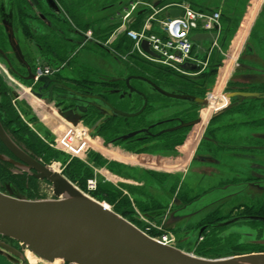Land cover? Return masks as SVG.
I'll list each match as a JSON object with an SVG mask.
<instances>
[{"label":"flooded vegetation","instance_id":"1","mask_svg":"<svg viewBox=\"0 0 264 264\" xmlns=\"http://www.w3.org/2000/svg\"><path fill=\"white\" fill-rule=\"evenodd\" d=\"M53 1L57 9L53 5L48 6L45 0H0V68L7 72L5 78L0 74V127L26 158L50 168H53L52 165L57 162L59 167L64 168V172L73 160L80 161L92 171L91 178L97 180V186L99 182L112 183L105 175H114L117 183L112 184L113 193L118 194L120 202L127 201L128 210L131 208L134 211H143V215L149 219L177 211L216 189L245 184L246 187L239 194L215 203L220 205L210 212V222L195 229L196 246L201 245L207 232L216 234L214 238L221 240L227 236L220 237L219 234L236 224L243 223L250 228L264 227V159L262 158L264 134L256 135L254 145H248L252 141H246L248 140L246 138L235 139L237 129L264 127V59H259L262 57L264 47V0H210L214 6L222 8L221 18L226 24L220 30L219 46L223 52L235 56L233 62L229 61V58L227 60L221 52L214 50L208 67L194 77H149L136 73L134 69L124 68L119 71L120 73L111 74L103 79L100 73L97 75L98 68L95 71L94 67H88L86 71L88 82H85L80 68L73 67L67 60L61 61L57 57L59 50L51 51L45 48L44 42H48L49 45L52 42H61L72 54L86 46L84 35L88 31L91 32L89 40L95 42L90 43L95 45L102 33L92 37L93 31L82 28L81 30L72 22L61 1ZM120 1L122 6L119 7ZM133 1L135 0H110L107 6L100 7L93 13V15L100 14L101 18L103 8L110 10L119 7L118 11H110L112 14L110 13L108 20H111V23L104 28L110 34L107 39H101L106 45L111 46L120 36H125L124 28H130L129 26L132 25V20L127 21L126 24L118 18ZM157 1H160V4L165 3V0H152L150 4ZM79 17L87 19L84 14ZM9 19L12 22L13 40L19 45L22 53L21 61L12 50L8 38L11 32L7 30L6 23H3H8ZM254 23L257 27L254 32L255 43L250 44L248 36H251V27ZM243 24L245 31L249 28L245 37L242 36L240 29ZM50 35L52 37H49ZM247 46L251 50L247 49ZM253 58H257L258 62L247 61ZM39 59L45 61V64H40ZM42 66L52 69V73L45 76L50 80L45 88L43 83L35 81L34 78L28 79L30 75L34 77L37 67ZM226 69L227 76L222 79L221 75ZM9 77L19 85L32 86L34 92L46 103L45 107L52 113V126L76 117L75 126L83 130L82 143H75V148H67L63 145L72 152L61 151L55 146L59 142V134L55 131L38 132L36 129H40V124L36 120L27 119L26 109H20L17 107L19 104H15L17 97L15 98V93L7 85ZM154 86L168 94L186 96V98L167 96ZM210 93L216 94L212 97V101L216 103L214 107L210 105ZM7 101L12 109L9 108ZM8 110H12L18 120L8 121L6 118ZM107 111H110V114ZM203 125H208L207 129L202 130L198 135L196 129ZM24 129L33 132L49 148L61 152V159L47 160L44 154H39L31 148L26 143L29 136L24 133L27 132ZM94 140L99 145L92 146ZM194 143L199 144L202 153L190 155V147ZM109 148L121 155H138L156 161L162 158L165 162H168L167 160L178 162L179 165L187 166L186 168L194 165V173L199 176L210 175V178L221 165L217 154L224 150L250 153L244 156L238 153L235 154V158L252 163L249 164V169L246 165L232 168L234 172L231 178L220 179V177L211 184L212 186L210 185L209 190L197 197H191L186 185L182 183L174 182V188L167 187L162 172L154 168H148L143 172L141 176L143 183H136L135 178L124 175L125 172L116 161L122 162L123 159L116 158L111 161L105 156ZM0 155L23 167L21 169L0 159V167L8 173V177L0 178V192L7 193V186L11 185L23 196L31 194L39 197L43 194L38 188L33 192L31 184H36L35 181L48 182L37 178L33 169L26 171L25 168L29 167L26 161L11 152L1 140ZM62 175L66 177L65 174ZM127 180L133 182H126ZM149 181L154 183L157 192L170 203L159 201L150 195L147 188L142 189L148 187ZM249 192L257 193L258 196L249 201L236 199L227 209L228 211L223 210L224 204L221 202ZM175 204L177 206H174ZM231 212L238 213L231 214ZM201 228L204 229L198 235ZM205 237L202 244L206 240ZM0 242L21 253L23 259L8 256L3 251L0 256L10 264L30 263L18 242L2 236ZM233 251L231 249V255ZM224 255L225 253H221L218 258Z\"/></svg>","mask_w":264,"mask_h":264},{"label":"water","instance_id":"2","mask_svg":"<svg viewBox=\"0 0 264 264\" xmlns=\"http://www.w3.org/2000/svg\"><path fill=\"white\" fill-rule=\"evenodd\" d=\"M45 2L48 6L56 5L53 0ZM159 4L160 1H157L151 7ZM149 10L150 7L139 10L136 17ZM163 15L177 17L180 10L171 9L165 11ZM3 23H6L7 30L11 32V19L8 23ZM8 38L12 50L21 61L22 53L19 45L13 40L12 32L8 34ZM215 38L214 32L192 36V40L199 45L196 56L198 60L205 59V53ZM140 46L144 52L157 57L149 50L146 41H142ZM247 49L250 47L247 46ZM181 69L197 71L199 66L184 63ZM33 78V75H30L28 79ZM37 81L43 83L44 88L50 82L45 76L38 78ZM154 87L167 96L186 98L168 94ZM107 112L110 114V111ZM0 140L11 152L26 161L29 165L25 168L26 171L33 169L37 178L46 180L51 185L54 195V198L28 199L11 185L7 186V193L0 192V236L18 242L24 253L30 251L42 261L51 263L60 260L62 264H264V252L210 259L187 253L175 246L163 245L110 207L82 192L58 171L27 159L1 127ZM0 159L23 168L2 155ZM245 187V184H241L211 191L181 209L169 213L165 220L166 224L195 216L218 201L239 194ZM203 229L199 230L198 235ZM0 248L2 250L0 254L6 252L8 256L23 259L20 252L5 243L0 242Z\"/></svg>","mask_w":264,"mask_h":264},{"label":"rangeland","instance_id":"3","mask_svg":"<svg viewBox=\"0 0 264 264\" xmlns=\"http://www.w3.org/2000/svg\"><path fill=\"white\" fill-rule=\"evenodd\" d=\"M65 11L71 16L73 17H78L81 14H84L87 19H83L80 18L79 23H81V26H85L87 27V30H103L104 28H106L107 24L111 23V20H108L112 14V12L110 11H118L119 7L122 6L121 5V1L120 4L118 5L119 7L116 6V8H111L113 10H104L103 8V16L101 18H106V19H102L100 18V14L99 15H93V13L96 12V10L98 11L100 9V7L103 6H107L108 2H110V0H60ZM119 1V0H118ZM136 1H140L142 2V4H149L152 0H136ZM177 1H186L189 4H191L194 8L199 9V8H211V6H214V4H212V2L210 0H165V4L167 3H171V2H177ZM202 3V5H201ZM214 3V2H213ZM141 6V5H139ZM121 10V9H120ZM128 11V10H126ZM111 13V14H110ZM221 13V11H220ZM106 14V15H105ZM90 15V16H89ZM88 17L90 19H88ZM123 15H120L118 20H122ZM72 18V17H71ZM72 20V19H71ZM135 20V18H134ZM250 20V19H249ZM136 23L135 27L129 26L131 29H136L139 27V23L140 21L135 20ZM221 21V19H220ZM74 23V21H72ZM134 22V21H133ZM246 23V22H245ZM68 24L70 25V21L68 22ZM76 26H79L76 24V22L74 23ZM127 24V22H126ZM117 26V25H116ZM81 28V27H79ZM245 25H241V33L242 36L245 37L248 35L247 31L249 28H247V30H244ZM257 27L256 24L254 23V25L251 27V36H248V42L250 44H254V32L256 31ZM82 30V29H81ZM95 34V35H94ZM105 33V36H99L98 38H100L97 41L98 45H95L93 43L90 42H86V46L83 48H80L76 51H74L73 49V53L68 54V56L70 57V60L64 59L61 61H65L67 60L68 63H70V65H73V67H79L80 64H84L86 66V68L88 67H94L95 71H97L96 68H98V74H101L102 78L104 79L106 76H110L111 74H118L119 72V68H118V64L115 60V54L112 53V51H110L109 49H111V46L106 45L104 42H102L101 39L105 40L108 38V36L110 34ZM99 35L98 33L96 34V32H92V37ZM49 37H52L51 35ZM55 38V37H54ZM125 39L128 41V45L130 47V51H132L135 47H134V42L132 40H130L126 35H125ZM243 39V38H241ZM56 42H58L57 40H54ZM117 41H114L112 44L116 45ZM59 44H61V42H58ZM238 44V43H237ZM122 47V46H121ZM125 51V49H124ZM262 57L259 59H264V47L261 53ZM71 55V56H70ZM121 55V54H120ZM63 59V58H62ZM39 63L40 64H45L41 59H39ZM234 60H235V56H234ZM248 62H253V63H257L258 59L257 58H253V59H247ZM104 66H107V68H103ZM1 67V65H0ZM101 71V72H100ZM4 72V73H3ZM0 74L4 77L7 72L3 69V71L0 68ZM8 76V75H7ZM5 78V77H4ZM10 80L8 81V86L9 88L15 93V98L17 97V100L15 101V104H19L17 105V107L21 108H25L27 111V113L25 114L26 118L29 120H36L37 123L40 124L39 128L40 129H36L38 132H48L51 133V131H55L57 134H59V142H57L55 144V146L57 148H59L61 151H66L68 150V152H72L70 149L67 148H75L76 145H74L75 143H82L81 140V136H83L82 133V128L79 129L75 126V120H63V123H60V125H56V126H52L51 124V119L53 118L52 113H50V110L45 107L46 103L43 101V99H41L39 97V95L34 92V90L32 89L31 85H26V84H20V88L15 86V84H13V80L11 77H9ZM17 84V82H16ZM213 97V96H212ZM211 97V100H213ZM14 99V97H13ZM45 104V105H44ZM208 125H203L201 128L196 129V131H198V135L202 130H206ZM44 129H42V128ZM76 127V128H75ZM46 129V130H45ZM235 130V129H234ZM260 134H264V127H259V128H253L250 129L248 127H246L243 130L237 129L236 130V136L237 138H235L236 140L238 139H248L246 141H252L251 143H248V145H254L253 141H255V137L256 135H260ZM235 135V134H234ZM198 137V136H197ZM197 138H195L196 140ZM65 140H72L71 143V147H67L64 148L63 145H65L64 141ZM194 140V142H195ZM92 146H97L99 145V143L94 140L92 141ZM196 143L192 144V146L190 147V155H193L194 153H202L201 152V148L199 147V144ZM110 150V151H109ZM109 150H106V157L108 159H110L111 161L116 158H120L123 159L122 162L119 160H116L118 162V164L121 166L120 168H122V171L125 172V176L127 177H132L135 178L136 183L140 182L143 183L142 181V175L143 172L146 171V169L148 168H154L155 170H158L160 172H162V176L164 179V183L167 185V187H173V183H178V184H184L186 185V188L189 190V193L191 195V197H197L200 194H202L203 192L207 191L210 189V185L213 184L214 182L218 181V179H223V178H231L232 177V173L234 172V170L232 168L234 167H240L242 165H246V168L249 169V164L252 163V161H244L243 159H238L235 158V154L241 153V156H244L245 154H250L244 151L241 152H234L231 150H224L222 152H220L219 154H217L220 157L221 160V165L218 168V171L216 173H214L211 178L210 175H204V176H199L198 174L193 172V168L194 165H191L190 167L186 168L187 166L184 165H179L178 162H170L169 160H167L168 162H166V168L164 167H155L154 165L150 164V163H161V162H157L156 160H151L150 158L146 159L144 157H140L138 155H130V154H118L116 153L113 149L109 148ZM254 156H256L255 153H252ZM264 159V157H262ZM159 161H164V159H159ZM53 168L55 170H58V172H60L61 174H65V172L63 171L64 168L63 167H59L57 162L54 163V165H52ZM59 167V168H58ZM66 170V169H65ZM106 179L110 183L109 185H111L112 188V184H116L117 181L115 179L114 175H110V174H106L105 175ZM104 177V178H105ZM69 180V179H68ZM139 180V181H138ZM71 183H73L77 188H79L82 192H84L85 194H87L88 196L92 197V191L87 190L86 187L83 188V180L77 176L72 177V180H69ZM86 182L87 180L84 182L85 186H86ZM125 182V181H124ZM35 185L38 188V190H40L41 194L39 197H34V198H54L53 195V191L51 188V185L44 182V181H35ZM126 183V182H125ZM147 185V184H146ZM93 185H90V188ZM155 185L152 182H148V187H142V189H146L148 190V192L150 193V195L154 196L157 200L159 201H166V203L168 202L166 200V198H164V196H161L159 194V192H157V190L155 188H153ZM189 188H188V187ZM212 186V185H211ZM114 187V186H113ZM97 189V188H96ZM139 192H141V190H137ZM257 193H252L249 192L248 194L242 195V196H238L236 198L233 199H228L225 200L221 203L224 204L223 206V210L224 211H228L227 209L231 207L232 203L234 200H238L241 201L242 199H246L247 201L251 200V199H255L256 198ZM28 199H34V198H29L28 196H25ZM98 201H102L104 203H106L112 210L118 211L119 213H121L122 217H124L125 219H127L128 221H130L132 224L136 225V227L140 228V229H144L147 226H149L150 224L155 225L154 228L151 229V232H148V234L152 237L157 236L158 234H163V233H169L171 234L174 238V245L193 255H196L198 257H203V258H210V259H215V257L210 256V254H218V253H225L224 257H228V256H232V255H241V254H248L251 253L249 252L250 250H256V251H264V227L262 228H250L247 225H244L243 223L240 224H236L231 226L230 228H227L225 231H222L219 236L220 237H225L227 236V238H221V240H217L216 243H213L212 245H210L209 247H205L204 244H202V242L204 241V237L205 239L208 238V236H216V234L214 233H210L207 232L205 234L204 232V237L203 240L201 242V245L196 246V239H195V234H196V230L197 228H199L202 224L205 223H209L210 222V212L213 210H216L217 208H219V203L218 204H214L206 209H204L202 212H200L199 214L192 216L188 219H184L181 221H178L176 223L173 224H166V218H168V214L164 213L163 216H157L153 219H146L143 216V211H134L130 208V210H128V208H123V209H119L118 204L120 205V198L118 197V194H114L113 193V188L110 190V196L105 197V195H97L96 196ZM94 198V197H92ZM96 199V198H94ZM170 203V202H168ZM174 206H177L176 204ZM239 212V211H238ZM238 212H231V214H236ZM246 213V212H245ZM134 221V222H132ZM233 240L235 245L241 246L243 247L244 251H239V253L236 254H230L229 250H226V241L228 240ZM204 246V247H203ZM221 249V250H220ZM26 254V253H25ZM212 254V255H213ZM214 254V255H216ZM230 254V255H229ZM217 258V257H216ZM222 258V257H221ZM52 263V262H51ZM49 263V264H51ZM32 264V263H29Z\"/></svg>","mask_w":264,"mask_h":264},{"label":"built area","instance_id":"4","mask_svg":"<svg viewBox=\"0 0 264 264\" xmlns=\"http://www.w3.org/2000/svg\"><path fill=\"white\" fill-rule=\"evenodd\" d=\"M146 6L150 5L142 4L140 1H133L123 12L122 22L126 23L129 20L134 21V12ZM171 9L180 10V15L177 17H164L163 13ZM220 19L221 13L219 10H214L212 8L196 9L186 1L171 2L156 8H151L150 11L142 17L141 24L138 28H124V34L134 42L135 48L121 57L126 60L130 54L136 53L141 59L149 63L160 65L180 77L198 76L208 67L211 53L214 50L221 52L227 60L229 58V61H234V57L223 52L219 46L221 30ZM155 28H158V31H156ZM212 32L216 33V38L207 50L205 59L200 61L195 57L194 49L196 42L192 40V36L198 33ZM86 36L90 38L91 32L88 31ZM142 41L147 42L149 50L157 56L156 58L145 53L140 48ZM184 63L196 64L199 66V69L197 71L182 70L181 66ZM51 73L52 69L47 66L37 67L34 72V80L37 81L38 78L49 76ZM221 76L222 79L227 76V69ZM214 95L216 94L210 93V98ZM215 104V102L210 100L211 107H214ZM79 140L83 141L84 136H81ZM71 141L72 140H65V146L71 147ZM90 185L93 186L90 188ZM85 187L89 191H95L97 188V180L95 178L87 179ZM154 227L155 225L150 224L144 228L143 231L148 234ZM152 238L163 245L174 246L175 238L169 233L158 234Z\"/></svg>","mask_w":264,"mask_h":264},{"label":"trees","instance_id":"5","mask_svg":"<svg viewBox=\"0 0 264 264\" xmlns=\"http://www.w3.org/2000/svg\"><path fill=\"white\" fill-rule=\"evenodd\" d=\"M71 17H72L71 19H72V21H74V23L76 22L77 25L80 24L78 27H81L83 30L87 29L86 25L85 26H81V23H79V21H80L79 19L80 18L73 17V16H71ZM142 17L143 16H138L135 19V20L140 21L139 26L141 24ZM135 20L132 23V27H135V24L138 23ZM111 27H113V26H111ZM93 32H96V34L97 33L98 34L102 33V36H105V33L107 32V29L98 30V31L94 30ZM107 34H108V32H107ZM117 42L119 44L118 45L119 49H121V50L125 49L126 54H128L130 52V47H129L128 43H127L128 41L125 38H118ZM44 44H45V48H49V50H51V51H55V50L58 49L59 53H57V57L60 60H64V59L70 60V57L68 56V54H69L68 48L64 47L63 44H58V43H54V42H52V44L50 43V45H49L48 42H46V43L44 42ZM128 62L133 64V66L128 64L127 68L134 69L136 71V73H138V74L147 75L149 77L150 76H159V77L178 76L174 72H171L170 70H168V69H166V68H164V67H162L160 65L149 63V62L141 59L136 53H132V54H130L128 56ZM78 68H80V70L82 71L85 82H88V79H86L87 78V72H86L87 68H86V66L84 64H80ZM7 104H8V106H10L9 101H7ZM9 108L12 109L11 106ZM6 118H7L8 121H13V120L15 121L16 119L18 120L17 115L12 110H8L7 111ZM24 130L27 131V132H24V133L28 134V136H29V139L26 141V143L31 148H33L39 154H44V156H45V158L47 160H49L51 158L61 159V157H62L61 156L62 155L61 152L49 148L41 140H39L37 138V136L33 132H31L30 130H27V129H24ZM65 175H66V177L69 180L70 179L72 180V177H74V176L79 177L80 180L82 179L83 180V188H84L85 187V183L84 182L86 181V179L92 177V171L89 168H86L80 161L73 160L71 163H69L67 165V168L65 170ZM6 177H8L7 171L4 168L0 167V178L4 179ZM31 185H32L31 189L33 190V192H35L37 190V187L35 186V184H31ZM111 189L112 188H111V186L109 184L104 183V182H99V185L97 186V189L94 192H92L91 194H92V197H94V198H96V200H98L97 197H96L97 195H101L102 194V195H105V197L110 196V190ZM28 197L29 198H34V197H38V196L30 194ZM122 202H123V203H121L122 205L118 204L119 209L127 208L128 207L127 201H122ZM115 212L120 214V215H122L118 211H115ZM216 241H217V239L214 238L213 236H211V237L208 236V238H206V240H205V242L203 244H204L205 247H209L210 248V245H212L213 243H216ZM226 244H227L226 246H228V247H226V250H229V253L231 252V249L234 250L232 254H236V253H239V251L246 250V249H244L241 246L235 245L232 239L226 241ZM249 252H253V251L250 250ZM212 254H210V256H213L215 258L216 257L218 258L219 255H221V254H216V253H214L216 255H214V254L212 255Z\"/></svg>","mask_w":264,"mask_h":264},{"label":"crops","instance_id":"6","mask_svg":"<svg viewBox=\"0 0 264 264\" xmlns=\"http://www.w3.org/2000/svg\"><path fill=\"white\" fill-rule=\"evenodd\" d=\"M201 5H202V3H201ZM203 6V5H202ZM205 8V7H204ZM207 8H209V7H207ZM211 8H214V9H217V10H219V11H222V8L221 7H217V6H211ZM224 22V23H223ZM225 24H226V21H223V19L221 18V21H220V29L222 30L224 27H225ZM119 38H125V36H120ZM119 44H118V42H117V44L116 45H113V44H111V51H112V53H114L116 56V58H115V60H116V62H117V64L119 65L118 66V70L119 71H121L122 69H124V68H127V66H128V60L126 59V60H124L122 57L124 56V55H126V52L124 51V49H119L118 46ZM198 48H199V45H198V43H196V45H195V49H194V51H195V57L198 55ZM232 49H233V45L232 46H230V50L232 51ZM121 54V55H120ZM122 56V57H121ZM197 59V58H196ZM103 68H107V66H104ZM106 153V152H105ZM126 182H133V181H126ZM153 188H155V189H157V187L156 186H154ZM0 264H10V262H8L7 260H5L2 256H0Z\"/></svg>","mask_w":264,"mask_h":264},{"label":"bare ground","instance_id":"7","mask_svg":"<svg viewBox=\"0 0 264 264\" xmlns=\"http://www.w3.org/2000/svg\"><path fill=\"white\" fill-rule=\"evenodd\" d=\"M13 84H15V86L19 87V84H16V82L13 81ZM20 88V87H19ZM74 120H76V117H74ZM80 129V128H79ZM109 149H107L108 151ZM110 151V150H109ZM157 162H161V163H150L156 167H164L166 168V162L165 161H157ZM96 200V199H95ZM98 201V200H97ZM101 203H103L104 205L108 206L106 203L99 201ZM109 207V206H108ZM26 257L28 259V261L32 264H49L45 261H42L41 259L37 258L36 256H34L30 251H26ZM51 264H62V262L60 260H55L53 261Z\"/></svg>","mask_w":264,"mask_h":264}]
</instances>
